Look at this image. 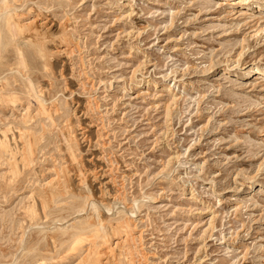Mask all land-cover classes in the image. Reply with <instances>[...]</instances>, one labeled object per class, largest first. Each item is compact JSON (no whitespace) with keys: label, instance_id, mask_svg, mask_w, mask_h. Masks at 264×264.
Masks as SVG:
<instances>
[{"label":"rangeland","instance_id":"1","mask_svg":"<svg viewBox=\"0 0 264 264\" xmlns=\"http://www.w3.org/2000/svg\"><path fill=\"white\" fill-rule=\"evenodd\" d=\"M252 1L10 0L42 54L0 53V263L264 264Z\"/></svg>","mask_w":264,"mask_h":264},{"label":"bare ground","instance_id":"2","mask_svg":"<svg viewBox=\"0 0 264 264\" xmlns=\"http://www.w3.org/2000/svg\"><path fill=\"white\" fill-rule=\"evenodd\" d=\"M244 1H248V0H244ZM260 1L261 0H253L252 1V3L255 5V6H257V7H262V6H264V5H262L261 3H260ZM15 8L14 7H12L11 5H10V0H0V53L2 52V50L4 49L5 50V47L7 46V45H15V46H18V47H20L19 46V44L17 43V45H16V43H14L13 42V37L16 35L18 38H20V44H23V46L24 45H31L32 47H33V50H35L36 52H38L39 54H42V51H41V48H40V45H39V43H37L36 41H33V40H35V39H32V37H33V35L32 34H36L37 32H35L34 33V30H33V27L31 26V22H28V23H23V22H21L20 23V20H17V18L15 19V15L17 14L16 12H15V10H14ZM17 16V15H16ZM14 17V18H13ZM33 26H35L34 24H33ZM36 27V26H35ZM36 29V28H35ZM38 30V29H37ZM37 35V34H36ZM36 35H34V36H36ZM31 38V39H30ZM33 38H35V37H33ZM36 39H37V37H36ZM15 41V40H14ZM22 42V43H21ZM20 48H18V51H20L19 50ZM17 51V52H18ZM20 53V52H19ZM41 56H43V55H41ZM20 57H22L21 59H22V61L24 60L23 59V55H21ZM27 60V59H26ZM22 63H24V62H22ZM18 65V64H17ZM256 71L257 72V74H260V75H264V66H260V65H258L256 62L255 63H253L252 65H251V67L249 68V69H247L245 72H248L249 73V71ZM29 81V80H28ZM7 89V88H6ZM27 90H29V89H27ZM15 96H12L9 100L11 101V103H14L15 102ZM38 99V98H37ZM36 99V100H37ZM38 104H39V109H40V112H41V114H44V115H49L48 117H50V114H49V112H48V110H46L45 109V107H44V105H43V102H42V100L41 99H39L38 100ZM38 109V110H39ZM30 120V119H29ZM43 121V120H42ZM39 139V138H38ZM28 141V140H27ZM29 142V141H28ZM27 142V143H28ZM34 142V141H33ZM30 143H32V142H29L28 143V146L30 145V147H31V144ZM24 144H26V143H24ZM5 141H1L0 140V146H1V148H5ZM7 146V145H6ZM26 146V145H25ZM24 146V147H25ZM29 147V148H30ZM26 148V147H25ZM24 148V149H25ZM29 148H28V151H29ZM23 150V149H22ZM27 151V150H26ZM30 152V151H29ZM29 152H25V150H24V153H25V155L27 154V153H29ZM23 153V154H24ZM31 153V152H30ZM29 153V154H30ZM24 155V156H25ZM23 156V157H24ZM72 157V156H71ZM25 158V157H24ZM73 158V157H72ZM71 160H73V159H71ZM12 172V171H11ZM61 175V174H60ZM69 176V175H68ZM60 177V178H59ZM64 178H66L67 179V177L66 176H64ZM64 180L63 178H62V176H58L56 179H54V180H52V181H50L49 183H48V185L49 186H47V189H49V191L50 192H52V191H65L66 189H67V185H69V184H67V180ZM46 192H48V191H46ZM49 193V192H48ZM47 194V193H46ZM51 194V193H50ZM59 194V193H58ZM48 195V194H47ZM47 195H45V196H47ZM53 195V194H52ZM48 196H50V195H48ZM55 196V195H54ZM48 198V197H47ZM46 198V199H47ZM50 198V197H49ZM43 203V202H42ZM46 203V202H45ZM86 203V202H85ZM82 205H84L83 204V202L81 203ZM88 204V202L86 203V205ZM93 205V204H92ZM48 206V205H47ZM107 208V207H106ZM93 220H94V218H93ZM124 220V219H123ZM127 220V219H126ZM87 221V220H86ZM95 222H96V219L94 220ZM93 221V223H95ZM100 221V220H99ZM125 221V220H124ZM120 221V224L118 225V227L116 228V229H114V231H118V229H122V230H124L125 232L128 230V228H129V226H128V222L127 221ZM91 222V221H90ZM118 222V221H117ZM85 223V225H83ZM84 223H80L81 225H80V228L83 230V229H87L88 227H89V223L87 222H84ZM92 223V222H91ZM91 224V225H95L96 226V224ZM101 223V222H100ZM99 224V223H98ZM60 225V224H59ZM95 229V234H96V236L98 235V231H100V228L99 227H97V228H94ZM130 229V228H129ZM76 230V229H75ZM74 230V231H75ZM76 232V231H75ZM79 232H80V230H79ZM73 234V233H72ZM119 234V233H118ZM74 235H76V234H74ZM82 235H83V233H82ZM88 235V234H87ZM105 235V234H104ZM71 236H73V235H71ZM81 236V235H80ZM80 236L79 237H77V236H75V239L73 240L74 242H79L80 243V240L81 239H83V238H81V239H79L80 238ZM106 236V235H105ZM87 237V236H86ZM92 237V236H91ZM90 238V237H89ZM96 238H99V239H101V242H100V244L99 245H102V244H106L105 243V241H102L103 239L102 238H104L103 236H101V235H98ZM127 238V237H126ZM106 239V242L107 241H109V240H107L108 238H104V240ZM89 240V239H88ZM81 242H83L82 240H81ZM76 243H74V244H76ZM108 243V242H107ZM72 244H73V242H72ZM73 244V245H74ZM78 244V243H77ZM76 244V245H77ZM72 245V246H73ZM89 246V245H88ZM91 246L92 247H89V248H87L86 250V254L85 255H83V256H81L82 258L80 259V261H79V263L78 264H97V263H99L100 261V259H99V256L100 255H98V253L100 252L98 249L99 248H101V247H99V248H97L98 246H96L95 245V242H92L91 243ZM107 246H108V244H107ZM110 246V245H109ZM74 247V246H73ZM78 247V246H77ZM103 247V246H102ZM105 247V246H104ZM75 248V247H74ZM106 248V247H105ZM109 248V247H108ZM107 249V248H106ZM110 249V248H109ZM101 250V249H100ZM131 260V259H130ZM130 260H127V264H133V262L132 261H130ZM114 261H116V260H114ZM134 261V260H133ZM14 262L15 261H13V260H11V262L9 261V262H5V263H0V264H14Z\"/></svg>","mask_w":264,"mask_h":264}]
</instances>
